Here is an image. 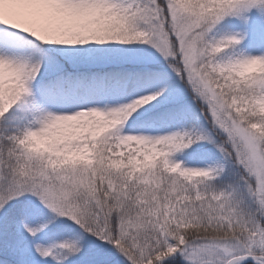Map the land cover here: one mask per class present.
<instances>
[{"label": "snow or ice", "instance_id": "snow-or-ice-1", "mask_svg": "<svg viewBox=\"0 0 264 264\" xmlns=\"http://www.w3.org/2000/svg\"><path fill=\"white\" fill-rule=\"evenodd\" d=\"M0 264H264V0H0Z\"/></svg>", "mask_w": 264, "mask_h": 264}]
</instances>
